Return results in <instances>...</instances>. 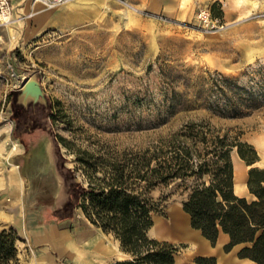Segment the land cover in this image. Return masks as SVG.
<instances>
[{
  "label": "rangeland",
  "instance_id": "1",
  "mask_svg": "<svg viewBox=\"0 0 264 264\" xmlns=\"http://www.w3.org/2000/svg\"><path fill=\"white\" fill-rule=\"evenodd\" d=\"M71 3H83L85 10L67 26L31 34L15 21L0 26L1 192L8 195L9 185L26 172L14 165L22 150L15 139L14 119L19 114L32 116L15 111L13 89L32 72L38 73L48 99L46 107L37 108L35 119L42 120L50 146L60 152L81 187L105 176L112 155H140L148 147L168 145L189 123L251 144L258 155L253 166L264 170V6L258 9L264 0L66 4ZM202 8L218 17L224 28L204 27L197 17ZM10 68L18 77L10 75ZM222 75L245 89L243 99L252 92L255 104L246 103L243 112H235L214 85ZM37 127L28 124L30 129ZM236 154L233 149L231 160ZM185 195L179 181L148 193L156 210L147 235L177 247L175 264H198L199 257H214L216 264H223L224 249L208 254L197 251V243L182 232L161 234L159 225L170 222L192 230L182 210ZM0 227L12 226L0 221ZM20 259L18 264H23Z\"/></svg>",
  "mask_w": 264,
  "mask_h": 264
},
{
  "label": "trees",
  "instance_id": "2",
  "mask_svg": "<svg viewBox=\"0 0 264 264\" xmlns=\"http://www.w3.org/2000/svg\"><path fill=\"white\" fill-rule=\"evenodd\" d=\"M213 82L237 113L243 112L244 104L256 102L252 92L243 99L245 89L227 76ZM198 126L189 123L168 145L148 147L140 155H112L107 160L109 171L100 182L81 187L77 206L85 218L112 233L128 255L109 264H175L177 247L147 235L156 210L148 193L174 181H179L186 192L181 205L193 229L211 244L219 232H224L229 236L223 246L225 252L242 244L239 258L264 264V170L253 166L257 152L237 136L230 140L225 134H213ZM233 149L250 166L247 187L255 199L234 194ZM18 240L13 227H0V264H18ZM197 263L215 264V258L199 257Z\"/></svg>",
  "mask_w": 264,
  "mask_h": 264
},
{
  "label": "crops",
  "instance_id": "3",
  "mask_svg": "<svg viewBox=\"0 0 264 264\" xmlns=\"http://www.w3.org/2000/svg\"><path fill=\"white\" fill-rule=\"evenodd\" d=\"M10 4L14 24L23 26L27 34L67 26L85 10L83 3L65 4L50 10L43 9L40 4L31 6L29 0H10ZM30 12L32 15L27 16ZM29 113L36 118L31 110ZM28 120H34L39 126V130L28 132L29 138L34 140V151L29 152L30 164L24 170L26 172L20 174L18 183L14 181L9 185L8 195L0 191V221L14 227L20 238L17 257L23 264H109L127 258L119 242L111 241H115L112 235L94 226L81 213L77 206L81 186L63 162L60 152L50 146L49 136L41 130L42 120ZM34 130L38 133L32 134ZM240 160L237 154L232 157L234 194L255 199L247 187L249 166ZM20 164L14 165L20 167ZM192 230L199 232L196 241L205 245L204 251L208 254L220 253L229 242V236L224 232H219L213 245L199 230ZM242 246L237 244L223 252V264H252L251 260L237 256ZM118 253L124 257H116Z\"/></svg>",
  "mask_w": 264,
  "mask_h": 264
},
{
  "label": "built area",
  "instance_id": "4",
  "mask_svg": "<svg viewBox=\"0 0 264 264\" xmlns=\"http://www.w3.org/2000/svg\"><path fill=\"white\" fill-rule=\"evenodd\" d=\"M31 3V6L35 4H40L43 9L50 10L57 8L63 4H66L72 0H29ZM32 13L30 12L27 16H31ZM197 17L199 21L202 23L204 27H207L209 29L218 30L224 28V23L215 16H212L210 13V10L208 8H202L199 10ZM15 21V19L12 17V6L10 4V0H0V26L1 25H8ZM10 66V64H8ZM11 72L10 75L12 77H18L19 74H17L12 68H10ZM21 85H14V89H18Z\"/></svg>",
  "mask_w": 264,
  "mask_h": 264
},
{
  "label": "water",
  "instance_id": "5",
  "mask_svg": "<svg viewBox=\"0 0 264 264\" xmlns=\"http://www.w3.org/2000/svg\"><path fill=\"white\" fill-rule=\"evenodd\" d=\"M15 91V111L29 113L31 110L35 115L37 108H44L48 103L37 72H32Z\"/></svg>",
  "mask_w": 264,
  "mask_h": 264
},
{
  "label": "flooded vegetation",
  "instance_id": "6",
  "mask_svg": "<svg viewBox=\"0 0 264 264\" xmlns=\"http://www.w3.org/2000/svg\"><path fill=\"white\" fill-rule=\"evenodd\" d=\"M18 115V114H16ZM27 116H25L24 114H19L18 117H16L15 123H14V134H15V139L18 141V144L22 146V150L20 152L17 153V158L18 161L21 162L20 164V168H22V170H26L28 169V166L30 164V158L31 156L29 155V152H33V143L34 140H31L30 138L28 139H24V135H29L28 132L31 131L30 128H28V124L30 122H33L34 120H28L30 118H26ZM28 121H27V120ZM31 119H35V118H31ZM33 129V128H32ZM28 131V132H27ZM38 140L36 141V149L38 148ZM35 148V147H34ZM33 149V150H32Z\"/></svg>",
  "mask_w": 264,
  "mask_h": 264
},
{
  "label": "bare ground",
  "instance_id": "7",
  "mask_svg": "<svg viewBox=\"0 0 264 264\" xmlns=\"http://www.w3.org/2000/svg\"><path fill=\"white\" fill-rule=\"evenodd\" d=\"M263 3H261L258 7L259 10H262L263 9ZM261 12V11H260ZM262 14V13H261ZM259 17V15H258ZM262 25V24H261ZM264 26V25H263ZM264 44V43H263ZM241 161V160H240ZM236 162V161H235ZM238 164V162H237ZM237 166V165H236ZM236 166H234L236 168ZM15 174L12 173L11 176L13 177ZM189 223V222H188ZM159 229L161 231V234L169 237V236H172L173 233L179 231V232H182L186 235V237H188L189 239H191V241H195L197 244H195V249L197 251L199 250H205V245L202 244L201 242H197L196 240L199 239V232L198 231H194V230H190L188 227H181V226H177L175 223L172 224V222L170 223H167V224H161L159 225ZM224 234V233H223ZM195 239V240H194ZM85 242V241H84ZM70 250V249H69ZM79 256V255H78ZM82 261V260H81ZM82 264V262H81Z\"/></svg>",
  "mask_w": 264,
  "mask_h": 264
}]
</instances>
